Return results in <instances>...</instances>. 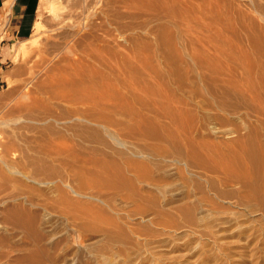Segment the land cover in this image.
<instances>
[{
	"label": "bare ground",
	"instance_id": "6f19581e",
	"mask_svg": "<svg viewBox=\"0 0 264 264\" xmlns=\"http://www.w3.org/2000/svg\"><path fill=\"white\" fill-rule=\"evenodd\" d=\"M240 2L214 20L213 41L176 33L155 66L141 55L105 57L102 38L82 39L86 48L60 56L48 80L27 90L10 122L12 143L36 136L23 155L33 175L21 176L37 186L25 188L37 202L3 200L0 250L22 253L19 264H188L163 244L187 236L201 260L209 244L217 254H206L226 259L215 227L264 238V0ZM5 163L0 187L18 184L7 174L19 170ZM20 237L27 246L10 242Z\"/></svg>",
	"mask_w": 264,
	"mask_h": 264
},
{
	"label": "rangeland",
	"instance_id": "374dc122",
	"mask_svg": "<svg viewBox=\"0 0 264 264\" xmlns=\"http://www.w3.org/2000/svg\"><path fill=\"white\" fill-rule=\"evenodd\" d=\"M54 1L60 2L59 3L60 5L56 6L57 12L55 11L53 14H50L49 9H48L49 4L54 2ZM232 1H234L236 4H238L240 6L244 2V1L240 2L242 0H239V1L238 0H232ZM227 2H228V4H227ZM229 2L231 3V0H41L40 5H39V0H38V7L39 8L37 9L35 19L32 21V23L30 25V30L26 33V35H23L22 37L10 38V39H7L5 37V32H6V29L8 26L9 17H7V19H5V20L0 19V170L3 171V173H5V174L7 173L6 167L3 164L4 162H7L5 164H8V165L12 164L11 166L16 168V169H14V171L18 172V170H19L18 173H20L19 175H16V177H14V176L11 177L9 174H7V176L9 178H12V180H16L19 185L18 184L15 185V184L4 183V185H2L0 187V190H1L0 191V221H1L0 225L2 224L1 216L3 213L1 211H3V209H4V208H2V207H4L3 206L4 205L3 200H6V199H9L12 197L16 198V196H17L19 199V202L21 204L24 200H33L35 202V199H36V202H37V193H35V195H33V194H31L32 192L29 193V191H30L29 189H25L27 187L28 188L31 187V188H34L37 190V186L33 183L28 182V180H25L24 177L29 176L31 178V176L33 175L31 173L33 172V170H30V168L32 167L31 165L29 167V165L26 166L27 164H24V159H23V155H25V153H27L25 151H27L28 148H29L28 150H30V149L36 150L37 142L34 139V138H36V136L33 133L27 134V136H33V138H29V139H32L33 142H32V140H31V142H29V141L27 142V141H25V139H22V137L25 138L24 134L22 136L19 135L18 137L22 141L17 140V142L12 143V138L14 137L13 134H15L17 132L15 130V126L10 122V119H12L11 116L14 114L18 103H20L17 101L24 100V98H25L24 94L27 92L28 89L35 86V84L38 85L40 83H43V81H47L48 80L47 74L49 73L48 71H50L52 69L51 67L56 66V64H60L63 58L71 57L70 52H72L71 51L72 49L76 50L78 47V49L81 51L83 48H86L85 44H88L89 42L94 43L96 40L95 38H97L98 41L100 38L105 40L103 42V40L101 39L102 43H104L103 46L101 45L102 43L100 44L101 47H103L102 50L105 48V50H103L105 52V54L107 53L105 55V57L111 55V54H109L110 51L118 53V55L116 56L117 59H119V57L126 56L125 54H128V56L129 55L132 56V54L133 55H141L140 56L141 58H144L146 56L145 57L146 59H149V61H152L153 66H155L158 62L162 61L160 55L165 53V51L167 49H170V45L167 44V42L172 41V39L176 35V33H179L178 35L181 34L180 36L182 37V40L185 42H186V37L184 36V34L188 35V32L190 34V33H192V31H193V33L198 34L197 35V34L192 33V35L198 36L199 38L203 39L205 42H208V40L210 39L209 37H211V36L212 37L210 40L213 41L214 40L213 37L215 36V33L219 29H221V27H219V28H217V26L215 27V24H214L215 21L214 20L216 18L220 21H222L224 19V14L229 10V7L231 5ZM43 4H44V7L42 6ZM165 4L168 6L166 7ZM223 5H226L227 7L223 6ZM160 6H162V8ZM168 7H169V9L171 8L170 9L171 12L169 11ZM163 9H165L166 11ZM225 10H227V11H225ZM168 13H170V15L172 13H174L171 15L173 17V19H172V17L169 18L170 16ZM173 22H176V23H173ZM210 22H212V23H210ZM183 25L186 27H184ZM36 26H39L41 28L39 32H37ZM101 26H102V28H101ZM178 26H179V28H178ZM192 26L194 28H192ZM215 28H216V30H215ZM185 30L186 31L188 30V32H186ZM180 31H182V33L183 32L184 33L182 34ZM194 31H196V32H194ZM225 33H224V35H225ZM227 36H229V34L227 35V33H226V35L224 37L227 38ZM202 37H204V38H202ZM206 37H208L207 41H206ZM224 37H222V38H224ZM161 38L163 41L166 42V46H163V42L160 43L162 41ZM167 38L169 41L167 40ZM169 38H171V39H169ZM82 39L83 40L87 39L86 40L87 42H85V40L83 41ZM80 40H81V42L83 41L85 43V44L83 42L81 43L84 46H82L80 44V42H79ZM76 42L77 43L79 42V44H77ZM211 43H213V42H211ZM24 44H26L27 47L26 46L24 47ZM21 47L22 48L24 47V49H21ZM81 47H83V48H81ZM163 47H165V48H163ZM79 50H76V51H79ZM60 53H61V55H60ZM60 56L62 57V59ZM111 56H113V55H111ZM155 56H158V58ZM151 58H152V60H151ZM156 59L160 60V61H157ZM38 60H40V61H38ZM36 61L38 63L35 64ZM53 64H55V65L53 66ZM37 70H39V71H37ZM105 71L107 73L108 70L105 69ZM30 73L31 74L34 73L31 76L32 78L30 77V75H31ZM29 78H31L32 80ZM28 79L30 80V82ZM37 81H39L40 83ZM25 82L27 83V86H26ZM31 84H33V85H31ZM22 89H24V90H22ZM7 125H9V126H7ZM14 130H15V133H13ZM23 140H24V143H23ZM34 143H36L35 146H34ZM28 153H29V151H28ZM1 163H2V165H1ZM17 165H18V167H17ZM21 175H23L24 177ZM21 185L23 187H20ZM48 192H49V190H48ZM20 198H21V200H20ZM23 205H24V203H23ZM24 207L28 208V206H24ZM31 210H34V209H31ZM221 215L222 214L218 215V217H224L225 216V215H223V216H221ZM227 225H228V227H227ZM227 225L225 227H224V225L215 227L214 231L216 232V234L215 233L214 234H215V236H219V237L222 236L218 245H220V247H225V248L229 247V249H231L230 256H233V258L235 256L234 260L235 259L236 260L234 261L233 258H231L230 256H229V258H226V259L223 257L220 258V257L216 256V258H218L216 260L215 257L213 258V255L217 254V253H215L216 252L215 250H217V249L214 247V245L209 244L208 248H205L206 250L203 251V256H204V258H202V260L204 259L203 263L204 264H214V263L220 261L222 263L218 262L216 264H219V263L223 264V262H224V264H228L229 262H231L229 264H235L236 262H237V264L238 263L239 264H243V263H245V264H264L263 263L264 262V252H263L264 249L261 250V247H260L264 244V240H263L264 238H262L261 235L255 234L253 232H251V234L246 233V235H244V236H241V235H243V233H240V236H239L238 231L234 230V231H236V233H235L232 230L234 227H236L235 225L234 226L230 225V227H229V224H227ZM219 227H222V228L220 229ZM234 229L239 230V228H234ZM9 230H8V233L13 232L12 230H11V232ZM219 230H220V233H219ZM180 231L181 230H178L177 232L176 231L169 232V235L170 234L172 235V233H174L175 235L179 234L178 232H180ZM230 231H233V234H232V232L230 233ZM224 232L225 233L227 232V233L225 234ZM218 233H219V235H218ZM222 233H223V235H222ZM220 234H221V236H220ZM229 234H231L233 236H230ZM247 234H250L252 236H250V235L247 236ZM234 236L236 237V239H234ZM259 236H260V238H259ZM241 237H242V239H241ZM246 237L247 238L249 237V238L246 239ZM227 238L229 239V241H227ZM173 239H175V238H172L171 241ZM178 239L174 241L175 243L172 241L171 242L172 244H167L166 247L163 244L164 247L161 248L162 251L166 252V249L168 248V246L172 245L171 247L174 246L175 248L169 247V249H167V250H173L174 253H172L170 255L171 257L172 256L175 257L176 255H177V257H179L180 255L185 254L184 258H186V263L189 261V263L191 264V260H192L193 261L192 264H203V263H201L202 260L200 258V254L198 253V251H195V252L198 253L199 255L194 253L193 252L194 250L192 252L190 251V250H192L191 246H190L193 242L192 238L191 237L188 238L186 236V237H183V239H182V237L180 236ZM209 239H210L209 237H206L205 240H209ZM222 239H223V241H222ZM231 239L232 240L234 239L232 242L238 240V241H236V243H237L239 248L236 247L237 245L234 244L235 242L234 243L230 242ZM183 240H184V242L187 241L188 243L186 242L183 244V242H182ZM256 241H259V242H256ZM10 242L13 244H17V245L19 244L22 246L27 244V242L24 240L23 237L18 238L17 241H16V239H13ZM208 242L210 243L211 241L209 240ZM238 242L241 244H239ZM22 243H24V244H22ZM76 243L77 242L75 241L74 244H76ZM245 243H246V245H244ZM257 243H258V246H256ZM181 244L184 247L181 246ZM230 244H231V246H229ZM232 244H234V245H232ZM218 245H217V247H219ZM253 245H254V247H253ZM186 246H187V248H186ZM189 247H190V249H189ZM256 247L258 249L257 250L258 252L255 251ZM164 248H166V249L163 250ZM209 248H210V251H209ZM245 248L247 251L245 250ZM262 248H264V246H262ZM5 249L7 250V248H5ZM188 249H189V251H188ZM213 249H215V250H213ZM241 249H243V251H240ZM2 250H4V248ZM2 250H0V251L2 253H5L6 250L4 252ZM174 250H177V251H174ZM178 251H180V252L182 251L181 252L182 254ZM207 251L210 254H213V253H215V254H213L211 256L209 254H206V253H208ZM211 251L212 252L215 251V252L211 253ZM1 252H0V255H1ZM7 252L5 253V255H9V256L7 257L4 255V257H2V259H4V261L1 259L0 264H6V262H7V264H9V263L13 264L16 262L15 259H18L17 257L21 258V255H22V253H17V252L11 253L8 250H7ZM167 252H169V251H167ZM183 252H185V253H183ZM243 252H244V254H243ZM245 252H246V254H245ZM254 252H255V255L253 254ZM176 253H178V254H176ZM256 253L257 254L259 253V254L257 255ZM239 254H240V257L237 256ZM251 254H253V255H251ZM191 255H193V256H191ZM208 255L211 257L208 258ZM256 255H257V259H253ZM261 255H263V257ZM186 256H188L189 258L187 259ZM195 256H199L200 261L198 260V257H195ZM206 256H207V258H206ZM236 257H238L239 259ZM242 257H245V258L240 259ZM5 258H7V261H5L6 260ZM194 258H197V260ZM210 258H212L211 260H213L215 262H213V261L211 262ZM228 259H231V260H228ZM225 260H227V261H225ZM238 260H240V261H238ZM250 260L251 261L255 260V261L249 262ZM162 262L163 263L167 262V260L162 261ZM21 263L27 264V263L20 262V264ZM169 263L171 264V261ZM174 263L177 264L178 260H176V259L174 261L172 260V264H174ZM15 264H19V263L16 262Z\"/></svg>",
	"mask_w": 264,
	"mask_h": 264
},
{
	"label": "crops",
	"instance_id": "0c3cea01",
	"mask_svg": "<svg viewBox=\"0 0 264 264\" xmlns=\"http://www.w3.org/2000/svg\"><path fill=\"white\" fill-rule=\"evenodd\" d=\"M38 8V0H0V19L9 17L5 37L10 39L26 35Z\"/></svg>",
	"mask_w": 264,
	"mask_h": 264
}]
</instances>
